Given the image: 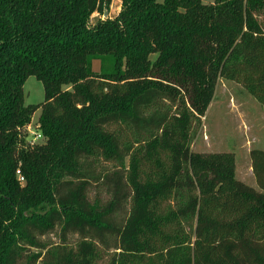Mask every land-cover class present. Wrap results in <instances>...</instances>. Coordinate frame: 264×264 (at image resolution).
Wrapping results in <instances>:
<instances>
[{"label":"trees","instance_id":"16d2710c","mask_svg":"<svg viewBox=\"0 0 264 264\" xmlns=\"http://www.w3.org/2000/svg\"><path fill=\"white\" fill-rule=\"evenodd\" d=\"M111 4L0 0V264H264V151L191 149L219 80L264 110V0Z\"/></svg>","mask_w":264,"mask_h":264},{"label":"rangeland","instance_id":"374dc122","mask_svg":"<svg viewBox=\"0 0 264 264\" xmlns=\"http://www.w3.org/2000/svg\"><path fill=\"white\" fill-rule=\"evenodd\" d=\"M213 3L214 0H204L206 5ZM120 11L121 0H112L108 11L109 18H115ZM99 20H105L104 15L95 13L90 18L89 24L94 26ZM93 69L99 71L98 61L93 63ZM24 92L26 105L37 106L45 100L43 85L34 77L26 81ZM40 115L41 110H38L33 116L31 125L23 131L26 146L33 145L32 141L38 133ZM33 133L35 136L32 135ZM35 141L36 144H41L44 139L36 138ZM191 149L194 153H233L236 157L237 179L257 189L251 168L250 153L253 150L264 151L263 108L241 85L219 80L214 100L206 116L200 125L194 126ZM103 167L109 168L108 165H103ZM50 240L57 242L54 235L50 236ZM73 240L76 239L73 238ZM107 261L106 257L99 264H107Z\"/></svg>","mask_w":264,"mask_h":264},{"label":"built area","instance_id":"2783aa9c","mask_svg":"<svg viewBox=\"0 0 264 264\" xmlns=\"http://www.w3.org/2000/svg\"><path fill=\"white\" fill-rule=\"evenodd\" d=\"M36 134H37V136H36V137L33 139V141H32V142H33V143H32L33 145H35V144H36V141H35V140H36V138H39V139L41 138V136H40L38 133H36ZM32 135H34V136H35V133H33ZM33 145H32V146H33ZM20 180L22 181L23 179H22V178H20Z\"/></svg>","mask_w":264,"mask_h":264},{"label":"water","instance_id":"95a60500","mask_svg":"<svg viewBox=\"0 0 264 264\" xmlns=\"http://www.w3.org/2000/svg\"><path fill=\"white\" fill-rule=\"evenodd\" d=\"M104 17H105V19H107L109 17V12L108 11H105Z\"/></svg>","mask_w":264,"mask_h":264},{"label":"crops","instance_id":"0c3cea01","mask_svg":"<svg viewBox=\"0 0 264 264\" xmlns=\"http://www.w3.org/2000/svg\"><path fill=\"white\" fill-rule=\"evenodd\" d=\"M253 172V171H252ZM236 173H237V175H238V170H236Z\"/></svg>","mask_w":264,"mask_h":264}]
</instances>
